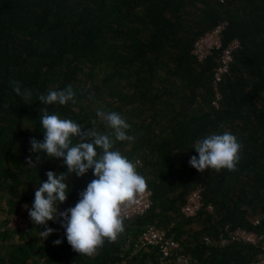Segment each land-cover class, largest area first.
Masks as SVG:
<instances>
[{"label": "trees", "instance_id": "16d2710c", "mask_svg": "<svg viewBox=\"0 0 264 264\" xmlns=\"http://www.w3.org/2000/svg\"><path fill=\"white\" fill-rule=\"evenodd\" d=\"M220 22L228 24L223 47L237 39L240 49L219 84L220 106L213 108L217 53L198 62L191 50ZM12 81L31 91L29 101L15 93ZM69 85L75 103L46 106L38 99ZM45 107L85 132L94 128L101 134L111 129L96 110L119 113L134 139L117 141L113 150L140 161L152 205L124 221L117 241H105L94 257L72 249L62 217L48 221L55 231L47 239L32 220L26 230H2L0 241H16L0 242L6 252L0 264H174L161 263L158 248L135 246L151 225L177 242L190 264H251L262 251L264 0H0V199L11 215L31 209L48 171L68 172L63 158L30 151L31 139H45L39 120ZM225 132L242 145L235 171L201 173L189 164L198 156L193 148L198 140ZM94 179L92 169L83 177L69 176L68 199L59 211L74 207ZM199 183L202 208L187 218L181 207ZM225 226L253 230L261 239L206 245L203 239L216 242ZM56 240L63 242L56 245Z\"/></svg>", "mask_w": 264, "mask_h": 264}, {"label": "clouds", "instance_id": "9594fccd", "mask_svg": "<svg viewBox=\"0 0 264 264\" xmlns=\"http://www.w3.org/2000/svg\"><path fill=\"white\" fill-rule=\"evenodd\" d=\"M11 83L17 95L22 96L26 102L31 99V91L22 90L20 82ZM75 96V91L69 85L63 90H51L47 95L42 94L38 99L46 106L57 103L67 105L69 102H76ZM41 112L39 120L45 139L43 142L31 139L30 151L44 152L51 159L63 158L68 172H47L48 179L37 188L29 216L35 225L43 227L40 235L44 239L55 231L48 226V221H56L58 217H62L59 222L66 229V238L72 249L81 256L94 257L105 241L114 243L125 231L124 209L135 205L137 197L145 194L148 187L145 177L138 173L140 165L137 171L133 163L135 161L132 162L119 151L113 150L117 141L134 139L128 135L130 125L119 113L105 112L98 108L97 116L106 122L111 132L101 134L94 128H88L85 132L84 127L71 119H61L56 114H49L47 107ZM74 139L77 141L75 144ZM193 148L198 156L193 155L189 164L203 173L209 169L217 172L222 169L235 171L240 161L242 145L235 135L225 132L198 140ZM36 160L39 162L40 157L37 156ZM29 165L35 167L31 158ZM90 169L96 179L81 192V198L74 207L60 212L58 206L67 201L70 191L68 177L73 174L83 177ZM206 238L203 239L205 243ZM62 242L56 240L54 244ZM0 254H6L1 247Z\"/></svg>", "mask_w": 264, "mask_h": 264}, {"label": "built area", "instance_id": "2783aa9c", "mask_svg": "<svg viewBox=\"0 0 264 264\" xmlns=\"http://www.w3.org/2000/svg\"><path fill=\"white\" fill-rule=\"evenodd\" d=\"M227 22H220L211 30L201 35L194 43L191 54L198 62H203L214 53H217V66L213 70L212 89L213 98L211 106L219 108L222 95L219 91V84L224 76L229 73L230 65L233 61V53L240 49V43L237 39L230 41L225 47L222 45V35L227 28ZM138 167L140 162L136 160L133 162ZM139 173V172H138ZM203 187L198 184L185 199L184 205L181 207L182 214L187 218H192L197 215L202 207L201 196ZM152 192L147 187L145 194L137 197V203L130 207H126L123 211L124 221H130L145 214L152 205ZM212 210L211 207H208ZM255 220L254 223H257ZM261 236L256 234L253 230H246L241 227L229 229L224 228V233L216 242H212L206 238L207 244H212L215 247H225L231 243L244 242L249 244H257ZM138 250H146L150 248L159 249L160 262L174 264H190V257L183 253V249L177 242L167 239L165 232L154 226H147L137 238L135 245ZM251 264H264V247L257 258Z\"/></svg>", "mask_w": 264, "mask_h": 264}, {"label": "rangeland", "instance_id": "374dc122", "mask_svg": "<svg viewBox=\"0 0 264 264\" xmlns=\"http://www.w3.org/2000/svg\"><path fill=\"white\" fill-rule=\"evenodd\" d=\"M30 207L21 208L16 214L11 215L7 210V205L4 200L0 199V232L4 231H13L16 229L26 230L28 220H31L29 216ZM10 241H16V238H7L0 242L6 244L10 243ZM1 245V243H0Z\"/></svg>", "mask_w": 264, "mask_h": 264}]
</instances>
